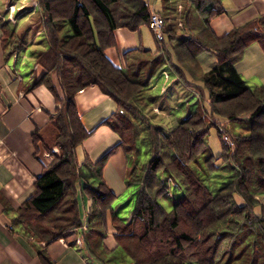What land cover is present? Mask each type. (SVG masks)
I'll return each instance as SVG.
<instances>
[{
	"label": "trees",
	"instance_id": "1",
	"mask_svg": "<svg viewBox=\"0 0 264 264\" xmlns=\"http://www.w3.org/2000/svg\"><path fill=\"white\" fill-rule=\"evenodd\" d=\"M223 1L188 0L205 19L203 30L172 51L166 42L156 52L133 50L125 55L123 69L108 59L106 50L116 46V30L137 32L148 26L149 2L38 0L46 49L36 59L46 73L35 85H46L57 107L49 123L34 134L37 154H48L51 163L13 220L24 236L48 246L83 229V245L99 264L121 263L109 257L114 252L103 244L110 228L130 264H264V86H248L236 68L252 45L264 51V16L218 38L210 21L225 12ZM12 2L9 12L15 7ZM3 26L13 56L22 39L16 48L9 41L15 34ZM204 52L217 60L209 72L197 60ZM168 65L201 98V85L208 91L210 110L200 107L166 132L146 112L157 102L151 83ZM91 87H99L118 106L102 124L121 138L120 147L133 162L127 185L138 190L130 218L114 210L119 196L103 177L110 153L96 163L78 161L77 149L90 133L76 98ZM246 119L252 123L250 135L231 138V145L218 128L222 153L210 154L209 133L220 120ZM205 154L208 175L203 177L193 164ZM145 155L150 160L141 164ZM79 188L92 202L85 222ZM172 188L183 194L167 211L161 199ZM41 258L53 264L44 253Z\"/></svg>",
	"mask_w": 264,
	"mask_h": 264
},
{
	"label": "crops",
	"instance_id": "2",
	"mask_svg": "<svg viewBox=\"0 0 264 264\" xmlns=\"http://www.w3.org/2000/svg\"><path fill=\"white\" fill-rule=\"evenodd\" d=\"M11 1L17 6L24 0H0V264H44L41 258L43 253L53 264H99L83 245V229L71 231L65 239L47 246L24 236L19 228L13 225L18 210L36 193V181L51 163L48 154L43 151L37 154L34 134L37 129H42L49 123L56 112L57 103L46 85H35L46 73L36 59L38 53L46 49V44L42 43L43 31L34 29L30 23L24 25L29 16L19 18L18 24L14 26L15 35L22 39L23 43L20 51L11 56L14 49L5 45L7 36L5 37L6 29L3 25L10 26L7 21L10 14L7 6ZM162 2V12L153 9L154 12L166 18L171 17L173 10L176 12L175 1ZM223 5L225 12L210 21V28L218 38L239 26L246 25L259 15L264 16V0H224ZM188 10L184 13L188 15L183 18L185 27L182 28L184 33L181 38L171 25L169 27L167 25L166 34L171 39L169 41L173 47L195 36L205 26L203 18L204 23L200 22L193 27L191 25L193 15L188 13ZM22 26L25 28L22 29ZM147 28L149 29L148 26H144L137 32L128 29L115 31L116 46L108 47L106 55L117 68L126 67L124 58L127 53L139 48L151 50L153 42L149 40ZM212 54L204 52L197 58L204 72H209L216 66L217 60ZM131 56L134 54L129 55ZM243 58L247 61L248 67L240 70V73L237 68L240 63L237 65L241 76L256 78L253 80L255 85H264L262 47L252 45ZM28 62H32L34 66L32 71L25 72L24 68ZM159 74L163 76L161 94L165 95L161 96L164 98L157 97L154 104V110L159 114L166 112L167 115H172V112L167 111L172 109V101L179 99L186 92L194 96L200 94L194 87L187 86L173 69L170 71L163 69ZM53 82L58 87L56 75L53 76ZM76 103L82 122L90 133L89 138L77 149L78 161L83 164L86 158H89L96 163L110 153L103 168V177L111 190L122 197L128 191L127 180L134 168L120 147L121 138L112 128L102 124L117 111L118 106L99 87L82 91L77 96ZM150 108L152 109V106ZM178 123L179 121L175 126ZM79 200L81 219L85 222L91 213L92 202L81 193L80 188ZM114 235L115 231L110 228L103 244L106 249L115 253L117 243Z\"/></svg>",
	"mask_w": 264,
	"mask_h": 264
},
{
	"label": "rangeland",
	"instance_id": "3",
	"mask_svg": "<svg viewBox=\"0 0 264 264\" xmlns=\"http://www.w3.org/2000/svg\"><path fill=\"white\" fill-rule=\"evenodd\" d=\"M146 2H149L150 8L152 12H154L153 9H158L161 10L163 7V0H145ZM170 1H175L174 5L176 7V12L171 13V17H163L162 14L158 13L160 16H162L165 21H167V25H171L174 29V32L177 33V35L181 38L184 33V28L185 27V16L187 17L188 14H184L187 12H190L191 15H193V22L191 25L193 27H196L197 24L201 22L204 23V19L201 16V14L195 10V8L188 2V0H170ZM172 10V9H171ZM162 12V10H161ZM165 12H169V10H165ZM155 13H157L155 11ZM25 15L29 16L27 20H25L24 25H27V23H30L31 26L34 29H38L43 31L41 24L39 22L40 15H41V10L39 8V3L38 0H24L22 3L18 4L15 6L12 10H10L8 22L10 23L9 29L10 31H13L15 34V28L14 26L18 24V19L23 18ZM195 20V21H194ZM25 27L22 26V29ZM148 29V28H147ZM148 34L149 40H151L153 45L150 47L152 52L158 51L159 48V43L155 40L156 38L152 34V32L148 29L146 30ZM44 36H43V42L46 41L45 37V32L43 31ZM15 38H10L9 41L13 43L16 48L18 47L17 45L20 46V38H18L17 35L14 36ZM18 38V39H17ZM166 45L170 47L169 51L173 50V45H171L169 38H166ZM17 43V44H16ZM156 43V44H155ZM257 46L260 47V45L256 44ZM13 47V46H12ZM162 47V46H160ZM250 48V47H249ZM203 54V53H202ZM213 55V54H212ZM244 59V58H243ZM240 62L238 65V70H243L244 68L247 69L248 63L246 60H243ZM246 59V58H245ZM33 63L28 62L24 68L25 72L32 71L33 69ZM172 68L170 65H168L165 68V71H170ZM241 73V72H240ZM243 77V76H242ZM244 81L247 82L248 86L254 87V86H264V85H255L253 77H243ZM153 89H152V94H154L156 97L164 98L165 95L161 94V90L163 88V76L162 74H159L156 76L152 83H151ZM201 92L203 93L204 97L201 98L200 94L194 96L192 94H188L186 92L185 94H182L179 99H176L175 101H172V109H168L167 111L172 112V115H167L168 113L163 112L162 114H159L158 111L155 112L154 108L155 105L152 106V109L148 110L147 116L148 118L158 127L159 129L163 128L165 129L166 132H169L172 127L175 126V124L178 121H181L185 118H187L190 114L196 112L198 108L203 107L207 111L210 110V103L208 99V91L201 85ZM195 89V88H194ZM197 90V89H195ZM199 92V90H197ZM164 96V97H161ZM160 106V105H159ZM153 112V113H152ZM155 113V114H154ZM251 127L252 123L250 120H244V121H229V120H220L219 123L217 124V127H213L209 133V139L207 140L208 142V147L210 154L215 155V157L221 155L222 153V140L221 136L218 134V128L223 132L224 134L227 135L228 138H233V137H240V136H248L251 134ZM207 155H202L199 157V159L196 161V163L193 164V166L196 168L195 170L198 171L203 177H206L208 175L207 168L208 164L206 162ZM150 160L149 156H140V163L141 164H146ZM130 165H133V162L130 160ZM132 169V166H131ZM172 185H175L172 183ZM137 188L136 187H129L128 191L126 194H124L122 197H119L118 201L115 203L114 210L117 211L120 217L122 218H130L131 212L133 211V208L135 206V201H136V194ZM183 190L182 189H175L172 188L170 193L164 196L161 199V204L166 208L167 211H171L172 208H174L176 202L178 199L182 196ZM117 257L119 260L120 259V264H130L131 260L130 258L126 257L124 252L121 249H117L114 254H110L109 257ZM112 264V263H111Z\"/></svg>",
	"mask_w": 264,
	"mask_h": 264
},
{
	"label": "built area",
	"instance_id": "4",
	"mask_svg": "<svg viewBox=\"0 0 264 264\" xmlns=\"http://www.w3.org/2000/svg\"><path fill=\"white\" fill-rule=\"evenodd\" d=\"M148 27L149 30H151V32L153 33L159 45L163 46L167 38V21H165V19L158 13L152 12ZM226 141L232 145L231 140L229 138H226Z\"/></svg>",
	"mask_w": 264,
	"mask_h": 264
}]
</instances>
